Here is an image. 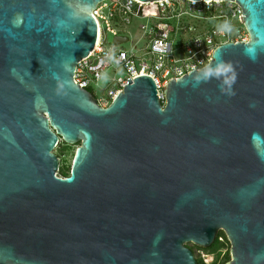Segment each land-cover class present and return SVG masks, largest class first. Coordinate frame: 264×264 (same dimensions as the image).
<instances>
[{
    "label": "water",
    "instance_id": "obj_1",
    "mask_svg": "<svg viewBox=\"0 0 264 264\" xmlns=\"http://www.w3.org/2000/svg\"><path fill=\"white\" fill-rule=\"evenodd\" d=\"M102 1L0 0V264H197L187 245L219 232L224 264H264V0H209L239 6L248 41L163 105L139 76L105 108L73 79ZM221 59L234 95L196 83ZM59 143L78 144L67 177Z\"/></svg>",
    "mask_w": 264,
    "mask_h": 264
},
{
    "label": "built area",
    "instance_id": "obj_2",
    "mask_svg": "<svg viewBox=\"0 0 264 264\" xmlns=\"http://www.w3.org/2000/svg\"><path fill=\"white\" fill-rule=\"evenodd\" d=\"M92 15L97 40L89 55L77 64L73 79L79 87L90 90L102 108L123 91L128 79L139 76L153 79L163 105L162 88L169 80L206 67L219 46L249 38L240 8L231 1L104 0ZM134 21L140 34L137 40L129 32ZM115 38L125 41L115 44ZM214 244L212 250L191 245L196 260L220 264L230 244L222 232Z\"/></svg>",
    "mask_w": 264,
    "mask_h": 264
},
{
    "label": "clouds",
    "instance_id": "obj_3",
    "mask_svg": "<svg viewBox=\"0 0 264 264\" xmlns=\"http://www.w3.org/2000/svg\"><path fill=\"white\" fill-rule=\"evenodd\" d=\"M204 2L207 4L208 0H204ZM237 75L233 65L221 59L215 64L208 66L207 70H205L201 76L197 77L196 83H207L212 79H216L220 81V89L222 92L234 95L235 93L232 91V87L236 83Z\"/></svg>",
    "mask_w": 264,
    "mask_h": 264
},
{
    "label": "rangeland",
    "instance_id": "obj_4",
    "mask_svg": "<svg viewBox=\"0 0 264 264\" xmlns=\"http://www.w3.org/2000/svg\"><path fill=\"white\" fill-rule=\"evenodd\" d=\"M137 23H138L137 21H134V23L129 28L130 35H131V37L134 40H137L140 37V34L138 33V30L136 28ZM109 40H111V39L109 38ZM100 84L102 85L103 83L101 82ZM77 146H78V144H76V145H66L64 143H59L57 145V147L53 150L54 154L59 159V171L57 172V176H59V177H67V176H69L71 163H72V159H73V155H74V151H75ZM187 246L190 249H194V247L191 246V244H188ZM215 247L216 246L214 244L210 249L212 250ZM227 253H229V252H227ZM227 253L222 258V261L220 262V264L222 262H224V259H225L226 255H227ZM229 259H230V255H229Z\"/></svg>",
    "mask_w": 264,
    "mask_h": 264
},
{
    "label": "trees",
    "instance_id": "obj_5",
    "mask_svg": "<svg viewBox=\"0 0 264 264\" xmlns=\"http://www.w3.org/2000/svg\"><path fill=\"white\" fill-rule=\"evenodd\" d=\"M228 259H229V253H227V255L224 259V262H226ZM224 262H222L221 264H224ZM197 264H201V262L197 260Z\"/></svg>",
    "mask_w": 264,
    "mask_h": 264
},
{
    "label": "flooded vegetation",
    "instance_id": "obj_6",
    "mask_svg": "<svg viewBox=\"0 0 264 264\" xmlns=\"http://www.w3.org/2000/svg\"><path fill=\"white\" fill-rule=\"evenodd\" d=\"M70 174V173H69Z\"/></svg>",
    "mask_w": 264,
    "mask_h": 264
}]
</instances>
